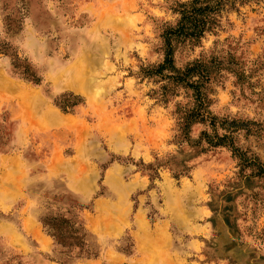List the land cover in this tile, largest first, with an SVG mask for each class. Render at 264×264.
Here are the masks:
<instances>
[{
	"label": "rangeland",
	"instance_id": "rangeland-1",
	"mask_svg": "<svg viewBox=\"0 0 264 264\" xmlns=\"http://www.w3.org/2000/svg\"><path fill=\"white\" fill-rule=\"evenodd\" d=\"M188 1L0 0V264H264V0L174 48L186 125Z\"/></svg>",
	"mask_w": 264,
	"mask_h": 264
},
{
	"label": "trees",
	"instance_id": "trees-1",
	"mask_svg": "<svg viewBox=\"0 0 264 264\" xmlns=\"http://www.w3.org/2000/svg\"><path fill=\"white\" fill-rule=\"evenodd\" d=\"M239 0H191L180 3L174 9L179 18L174 26H168L162 35L164 41V61L151 71V76H162L170 79V83L190 88L196 96L195 111L186 114L183 122L199 119L209 120L208 99L204 93L205 84L210 82L211 73L207 67L196 61L185 68L183 72L174 66V48L186 42H199L207 33L219 26L220 14L228 7H234ZM213 125V120L210 119ZM210 146L220 145L219 142H208Z\"/></svg>",
	"mask_w": 264,
	"mask_h": 264
},
{
	"label": "crops",
	"instance_id": "crops-1",
	"mask_svg": "<svg viewBox=\"0 0 264 264\" xmlns=\"http://www.w3.org/2000/svg\"><path fill=\"white\" fill-rule=\"evenodd\" d=\"M194 209H195L194 210L195 213H199L203 217L207 216L205 208H194Z\"/></svg>",
	"mask_w": 264,
	"mask_h": 264
}]
</instances>
